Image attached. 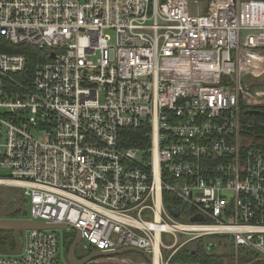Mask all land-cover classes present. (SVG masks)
<instances>
[{
	"label": "built area",
	"instance_id": "obj_1",
	"mask_svg": "<svg viewBox=\"0 0 264 264\" xmlns=\"http://www.w3.org/2000/svg\"><path fill=\"white\" fill-rule=\"evenodd\" d=\"M203 1L0 0L4 48L48 59L27 78L25 55L0 52V188L22 192L29 221L151 264L222 235L264 263V139L246 117L264 112V0ZM125 130H143L147 145L123 148ZM60 241L27 231L0 264H63Z\"/></svg>",
	"mask_w": 264,
	"mask_h": 264
},
{
	"label": "trees",
	"instance_id": "obj_2",
	"mask_svg": "<svg viewBox=\"0 0 264 264\" xmlns=\"http://www.w3.org/2000/svg\"><path fill=\"white\" fill-rule=\"evenodd\" d=\"M206 1V0H204ZM203 1V2H204ZM6 43L3 40H0V52H13L18 54H23L26 57L27 64H26V72L23 76L30 77L31 73L35 65L39 62H46L48 61L47 56L43 52H39L29 46H19V47H10V50L4 48ZM22 76L18 79L20 80ZM262 83H264V76L262 78ZM249 120L255 122L254 128L250 131V136L252 140L255 139H264V112L262 114L256 115L254 117L246 116ZM121 146L123 148H133V147H145L147 145V139L145 137V132L143 130H125L121 132ZM260 142V141H259ZM260 144L264 145V142H260ZM15 189V188H13ZM23 197V195H22ZM12 203H15L14 206V215L12 217L17 219H26L27 217V210L25 209L27 206V201L23 197L22 200L14 199ZM163 203L166 209L168 207H176L179 210V215L176 217L177 221L180 222H189L190 216L189 213L191 212L187 207L183 204L178 202L169 194H164L163 196ZM4 217H0V219ZM218 237L217 239H221V236H213ZM75 239V233L71 230H68L63 235V251L65 255L68 254L69 247L71 246L73 240ZM215 239V238H210ZM0 240L3 241L4 248L13 250L14 249V241L12 238L11 232H0ZM224 240V245L222 246L221 242L217 243L219 248L222 250L227 249V247L232 251V245L230 244L228 239H221ZM229 243V244H228ZM3 246L2 244H0ZM225 248V249H224ZM90 250H94L93 248H89ZM240 253L244 257H249L246 255V251L243 249H239ZM225 256H222L223 259ZM220 260V256L216 254V245L212 242H204L202 239H197L195 241H191L190 244L182 247L179 249L171 258L170 264H218Z\"/></svg>",
	"mask_w": 264,
	"mask_h": 264
},
{
	"label": "water",
	"instance_id": "obj_3",
	"mask_svg": "<svg viewBox=\"0 0 264 264\" xmlns=\"http://www.w3.org/2000/svg\"><path fill=\"white\" fill-rule=\"evenodd\" d=\"M51 58H54V55H51ZM246 114L248 115H258L259 111H247ZM168 211L174 216L178 217L179 215V210L176 207H168ZM192 222H199L202 221V218L200 216H194L191 219ZM72 230L75 232V239L73 240L71 246L69 247L68 254H67V260L71 264H89L95 260L98 259H105V258H113V257H119L123 255H128V254H140L144 257V259L151 264L152 259L150 255L146 254L145 252L135 249V248H126L122 250H118L115 252H101V251H96L93 254L89 255L88 257L84 258L81 261H78L75 257V250L79 246L81 241V234L80 232L75 229L74 227L64 225V224H46V223H35L31 222L29 220H24V219H16V220H5V219H0V232H11L12 233V238L14 241V249L9 250L6 249L2 246H0V255L4 256H16L18 255L24 245V238H25V233L27 231L31 230ZM194 264V263H192Z\"/></svg>",
	"mask_w": 264,
	"mask_h": 264
},
{
	"label": "rangeland",
	"instance_id": "obj_4",
	"mask_svg": "<svg viewBox=\"0 0 264 264\" xmlns=\"http://www.w3.org/2000/svg\"><path fill=\"white\" fill-rule=\"evenodd\" d=\"M204 7V4H200L198 7L196 6H191L190 7V12L192 14H196L197 9H200V11L202 10V8ZM109 36L111 37V43L114 42V35L109 33ZM247 120H249L247 118ZM19 199L22 200V192L19 189H13V188H0V217H4V218H14L12 217L14 215V206H16L15 203H12V201H14V199ZM26 207L25 209L27 210V217L26 219L29 220V212H30V208L29 205L27 203V206H23ZM17 219V218H16ZM68 230H60L58 231L59 236L61 237V241L59 243V250L62 254V262L63 264H68L67 263V256L65 255V252L63 251V235L64 233H66ZM165 238V243L171 244L173 242L172 238H170L169 236L164 237ZM210 238H215V239H210ZM218 237H202L200 239H202L204 242H212L216 245V254L217 256H220V260L218 262V264H264L262 262L256 261L255 258L253 257L252 254L246 252V255H249V257H244L242 256V254L240 253V250H238L237 252L233 249L232 247V251H230V249L227 247V249L222 250V248H219L217 246V243L220 241L222 246L224 245V240L221 239H228L230 241V243H232V238L229 236H225L222 235L220 238L221 239H217ZM188 239L187 236L185 235H180L177 238L178 242H183L184 240ZM195 241V240H193ZM191 243V242H190ZM187 243L186 245L190 244ZM229 244V243H228ZM184 245V246H186ZM90 248V247H88ZM166 255V253L164 254ZM127 257H130L135 264H140L141 262L145 261L144 257L140 254H130V255H126ZM222 256H225L223 259H221ZM172 258V257H171Z\"/></svg>",
	"mask_w": 264,
	"mask_h": 264
},
{
	"label": "flooded vegetation",
	"instance_id": "obj_5",
	"mask_svg": "<svg viewBox=\"0 0 264 264\" xmlns=\"http://www.w3.org/2000/svg\"><path fill=\"white\" fill-rule=\"evenodd\" d=\"M2 219V218H1ZM3 219H5V220H16V218H3ZM0 244H2L3 245V241L2 240H0ZM1 246V245H0ZM2 247H4V245L2 246ZM184 247V246H183ZM182 248V247H181ZM180 248V249H181ZM179 250V249H178ZM94 252H96V251H94V250H90L86 245H85V243H83V242H80V244H79V246L76 248V250H75V257H76V259L78 260V261H81V260H83L84 258H86V257H88L89 255H91V254H93ZM67 256V255H66ZM67 263L68 264H71L70 262H68V260H67ZM89 264H108L107 262H106V258L105 259H98V260H95V261H93V262H91V263H89ZM169 264H170V262H169ZM192 264V263H191ZM194 264H196V263H194Z\"/></svg>",
	"mask_w": 264,
	"mask_h": 264
},
{
	"label": "bare ground",
	"instance_id": "obj_6",
	"mask_svg": "<svg viewBox=\"0 0 264 264\" xmlns=\"http://www.w3.org/2000/svg\"><path fill=\"white\" fill-rule=\"evenodd\" d=\"M153 264H159V263L157 262V259L154 260Z\"/></svg>",
	"mask_w": 264,
	"mask_h": 264
},
{
	"label": "crops",
	"instance_id": "obj_7",
	"mask_svg": "<svg viewBox=\"0 0 264 264\" xmlns=\"http://www.w3.org/2000/svg\"><path fill=\"white\" fill-rule=\"evenodd\" d=\"M24 220H27V219H24Z\"/></svg>",
	"mask_w": 264,
	"mask_h": 264
}]
</instances>
